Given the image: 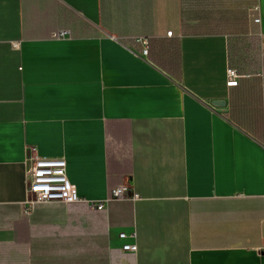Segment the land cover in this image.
<instances>
[{
	"label": "crops",
	"instance_id": "0c3cea01",
	"mask_svg": "<svg viewBox=\"0 0 264 264\" xmlns=\"http://www.w3.org/2000/svg\"><path fill=\"white\" fill-rule=\"evenodd\" d=\"M0 264H264V0H0Z\"/></svg>",
	"mask_w": 264,
	"mask_h": 264
},
{
	"label": "built area",
	"instance_id": "2783aa9c",
	"mask_svg": "<svg viewBox=\"0 0 264 264\" xmlns=\"http://www.w3.org/2000/svg\"><path fill=\"white\" fill-rule=\"evenodd\" d=\"M259 19L255 22L259 23ZM68 32L59 31L52 34V39L60 40ZM168 36L171 32L167 33ZM144 46L142 56L147 54V42L142 41ZM17 45H14L16 47ZM239 75L237 71L229 67L226 71V86L236 87ZM29 167L25 177V199L21 204L22 214L29 217L34 211L35 206L48 203H59L63 205L81 204L86 206L89 211H106L108 204L118 200H137L138 195L131 193L126 186H118L110 191L108 198L102 201H89L81 198L76 187L71 184L67 177V164L63 158H43L29 157L27 160ZM127 238L125 233L119 234V239ZM123 252L136 253V245H124Z\"/></svg>",
	"mask_w": 264,
	"mask_h": 264
}]
</instances>
